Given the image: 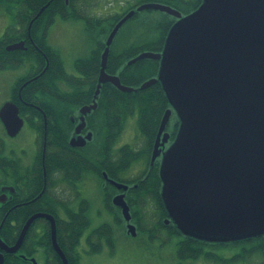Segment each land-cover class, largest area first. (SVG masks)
Here are the masks:
<instances>
[{"label": "water", "instance_id": "95a60500", "mask_svg": "<svg viewBox=\"0 0 264 264\" xmlns=\"http://www.w3.org/2000/svg\"><path fill=\"white\" fill-rule=\"evenodd\" d=\"M143 10L178 19L168 30L161 52H142L128 62H159L157 76L143 82L139 90L159 82L170 105L160 121L151 161L158 156L159 139L171 111L178 121L175 139L159 168L166 222H172L181 235L206 243L264 235V0H202L185 17L159 3L136 8ZM134 13L124 15L105 41L93 101L105 83L124 93L136 90L105 71L112 41ZM24 45L20 41L5 50H26ZM91 109L95 104L83 107L81 114ZM81 120L76 133L84 126ZM0 121L9 137L23 126L19 109L11 101L0 107ZM90 140L89 133L71 139L70 145L82 147ZM112 204L121 210L126 233L136 236L123 195L115 196ZM39 216L43 215L28 222ZM51 230L53 246L67 264L57 247L53 222Z\"/></svg>", "mask_w": 264, "mask_h": 264}, {"label": "flooded vegetation", "instance_id": "af4514ba", "mask_svg": "<svg viewBox=\"0 0 264 264\" xmlns=\"http://www.w3.org/2000/svg\"><path fill=\"white\" fill-rule=\"evenodd\" d=\"M169 2H171L169 7L178 11L181 17H185L196 9H191L196 4V0H169ZM166 15L168 17L165 23L170 24V28L178 19ZM82 16L83 21H80L83 22L81 28L84 33L86 21L95 24L98 15L84 13ZM149 23L141 21L132 28L146 30ZM83 37L85 38L84 34ZM29 42L31 43L30 40ZM83 44L85 45V43ZM68 49L70 50V45ZM40 54L45 61L44 66L36 70L38 75H42L48 68L46 54L42 51H40ZM91 70L93 69L88 68L87 71ZM82 88L84 86L70 84V102L51 103V114L53 116L49 120L41 106L19 99L23 110V114L20 112L23 119L22 128L26 125L33 129V152L28 153L29 151L23 148L22 145L20 147L13 146L11 149L6 150L0 141V264H64L52 243V222L55 226L57 247L64 255L67 264H71L70 257L74 259L75 256L70 254V225L75 227L77 224H81L83 215L87 214L90 207L89 197L85 196L83 191L81 192L79 189L81 177L84 174L89 175L95 189L100 191L97 196V200H100L99 208H106L107 200L112 203L115 196L123 195V200L129 207L130 223L134 224L135 227V218L138 215L137 201L154 200L152 196L139 195L141 193L145 194L140 189L153 188L160 196L159 168L162 156L173 143L178 130V122L174 114L171 115L160 136L158 156L154 161H151V155L157 133L153 138L147 157L134 161L132 158L126 157V152H136L130 146L125 151H122V148H117L114 151L113 146L108 150L106 148L107 135L112 129H115L111 124H122L121 106H117L114 118H111L109 111H107V102L101 98V88L97 99L94 101L90 100L89 96L81 93V91H78V95L75 94V89ZM92 97H94V94H92ZM94 104L95 109H91L85 116L81 114L83 107ZM25 108H29L27 112ZM61 108L65 109L64 116L60 113ZM30 110L41 114V118L31 116L32 111L30 112ZM55 113L56 115H54ZM81 118H83L84 126L79 133H76L77 128L82 123ZM107 121H110L111 124L106 127L104 125ZM32 124H35V126ZM56 124L58 126H55ZM37 126H39L40 131L36 129ZM89 133L91 134V140L86 142L84 146L72 147L70 145L71 139L85 137ZM61 138L64 141L66 139V146L59 148L57 141ZM96 138L99 139V148L98 151L94 149L92 151L89 144ZM113 152H115V156H113ZM96 153H98V156ZM135 154H138V152ZM63 155H67L65 157L68 161L66 168L59 167L52 162L55 157L64 158ZM136 157L138 158V155H135ZM110 161L117 164L112 165ZM124 161L127 162L125 166H123ZM78 162L80 164L85 163L86 167L83 165V169L77 170L74 164ZM139 162H144L143 165L146 168L143 169L144 172L141 175L135 172L137 170H134L135 163L138 164ZM112 182L122 184L126 186V189H117ZM70 189L73 193L74 191L76 193V196L71 197V199ZM150 194L153 195V193ZM80 195H83L82 198ZM159 196L158 199H160ZM119 212L121 214L120 209ZM38 215L43 216L35 217L28 222L32 217ZM47 217L51 218L52 221ZM167 219L169 218L166 214L162 220L165 226L171 224V222H166ZM105 224L107 225V223H101L96 228ZM157 231L156 228L147 229L144 232L145 238L151 240L148 238L151 235L152 241L159 240L162 244ZM84 232L85 230L77 245L78 247L80 242L83 241L82 248H84L85 244V248L82 249L85 255L82 254V256L87 259L99 256L100 253H89L90 245L87 238L92 232ZM170 232L175 231L171 228ZM172 237L179 238L176 234H173ZM93 239L98 241L95 237ZM90 242L94 243L92 240ZM75 252L77 253L76 250ZM77 257L80 258V255Z\"/></svg>", "mask_w": 264, "mask_h": 264}, {"label": "trees", "instance_id": "16d2710c", "mask_svg": "<svg viewBox=\"0 0 264 264\" xmlns=\"http://www.w3.org/2000/svg\"><path fill=\"white\" fill-rule=\"evenodd\" d=\"M200 1L201 0H196V4L191 9H197ZM79 2L80 0H0V6L3 7L5 12L14 14L12 10H16L13 26L6 28L3 35L0 37V71L16 69L28 61H33L35 63L32 71L23 78L18 79L15 87L12 88L10 100L18 106L22 114L23 110L20 100L41 106V108L45 110L46 117L49 120L50 117L53 116V114H51V107L54 102H70V84L84 86L82 89H75V94L78 95V91H81V93L87 94L90 100H93L94 97H92V94L95 92L100 69V55L105 48V41L116 23L130 10L142 4L159 3L168 6L171 5L169 0H135L133 4L124 7L123 11L120 13L110 14L109 16H98L95 24L86 21L84 26V39L87 42L88 54L86 58L77 59L74 62L76 74L72 76L65 71L59 52L53 49L48 43V32L56 22V19L69 22L73 20L83 21V16L78 14L75 10V4ZM42 9L43 11L36 17ZM146 11L151 12L152 10ZM143 12L144 11L135 12L134 16L122 25L117 32L109 49L105 70L109 75L118 76L121 84L133 87L136 90L131 93H124L117 90L109 83L101 85V98L105 99L107 102V111H109L111 118H114L117 106H121L122 124L114 125L111 124L110 121H107L104 125L107 127L111 124L113 128H115L107 135V150L111 149L110 147L114 145L124 123L129 117H136L137 131L146 140L147 149L139 154H133L130 157L132 159H135V155H138L136 159L147 157L146 155L149 153L148 151L151 148L160 120L164 112L170 108L159 82L144 90H139V86L143 82L157 76L159 62L145 59L128 65V62L132 58L142 52H161L169 30L170 24L165 23L167 22L168 16L164 13H158V16H160L157 19H151L146 30L132 28L135 26H131L130 28L131 22H141L144 20L145 17L141 16ZM28 31L31 36L30 41L32 45L29 42ZM117 37L118 41L123 40L125 43L124 45H120L119 51H114L113 47ZM20 41L25 42L26 50H15L11 52L5 50L7 45ZM83 46L85 47L84 44ZM40 51L44 52L48 59V68L42 75H38V71H36L44 66L45 61ZM88 65L92 66L93 70L89 72L87 70L85 71ZM27 80L32 81L22 89L21 98H19L17 96V90L19 86ZM28 109L29 108H25V111L27 112ZM61 110H65L64 108L60 109V113H65ZM30 115L36 116L39 119L41 118V114L34 110ZM54 115H56V113ZM20 116L22 115L20 114ZM32 125L35 126V124ZM55 126H58V124ZM36 129L39 130V126H37ZM57 143L59 144V148H62V146L65 147L66 139L64 141L61 138ZM90 144L91 150L94 149L98 151V138L93 139ZM96 155L98 156V153H96ZM63 156L64 158L55 157L52 162L59 167L66 168L68 166V161L65 158L67 155ZM126 163L127 162L124 161L123 166H125ZM77 164L78 163H75L74 166H76V169H79V171L83 169V165L86 167L85 163H81L79 166ZM140 190L145 194L141 193L139 195L152 196L154 199L152 200L154 203L151 204L153 206L149 205L156 210L161 219L159 226L168 231V235L176 234L181 238L178 241L176 240L177 242L175 243L174 250L178 260H191L195 262L197 259L202 258L216 264H246L249 259L259 258L260 263L258 264H264V235L237 242L213 244L183 236L171 224L165 226L162 223L166 212L160 200L161 198L158 199L159 194L155 192V189L145 187ZM150 193H153V195ZM143 201L144 200L137 201L140 209ZM117 211L119 210L117 209ZM146 212L148 211L145 209H143V211H138L137 223L135 222L138 233L144 236V232L147 229L151 230L150 228H143L140 226V223L145 221L144 214ZM121 221L124 222L122 218ZM89 224L90 220L87 212V214L83 215L81 224H77L75 227L70 225V254H74L75 256L74 259L70 257L71 264L77 263L78 257L76 256L77 253H75V250L79 243V238L82 236L83 231L88 228ZM171 228H173L175 232H170ZM91 232L92 233L87 238L88 244L90 245V254L101 252L103 247L101 239H104V241L106 240V244L112 245L113 234L110 226L105 224L102 227L93 229ZM94 237L98 240L96 244L90 242ZM166 244L167 242H162V245ZM227 246H233L232 249H235L227 258L221 254L216 255L212 249L206 250V247L219 248Z\"/></svg>", "mask_w": 264, "mask_h": 264}, {"label": "rangeland", "instance_id": "374dc122", "mask_svg": "<svg viewBox=\"0 0 264 264\" xmlns=\"http://www.w3.org/2000/svg\"><path fill=\"white\" fill-rule=\"evenodd\" d=\"M135 0H80V3L75 4V10L78 14L83 15L95 13L98 16H109L110 14L120 13L123 11L124 7L133 4ZM77 7V8H76ZM15 9L12 12L15 14ZM14 14H9L5 12L3 7L0 6V37L3 35L6 28L13 26L14 24ZM141 16L145 17L144 22L148 23L151 19H157L158 12L156 11H144ZM138 21L130 23V26H136ZM150 24V23H149ZM83 22L80 20H73L72 22L56 19V22L49 30L48 43L51 47L57 50L61 56L64 69L67 73L75 76L76 72L74 69V62L77 59H84L88 54L87 42L83 37ZM120 37V36H118ZM114 43V51H119L120 45H124L125 41H118ZM85 43V47L83 46ZM70 45V50L68 49ZM35 63L33 61L25 62L20 67L13 70H4L0 71V106L10 100L12 93V88L15 87L18 79L26 76L34 68ZM92 66H87L85 71ZM32 81V80H31ZM30 81V82H31ZM25 83V82H24ZM22 83L18 90L17 96L19 94L20 88L22 89ZM63 88V87H62ZM22 91V90H21ZM33 110H30V112ZM65 111V110H63ZM136 117H129L123 125V128L117 137V140L114 142V151L117 148H122V151L127 150L126 148L130 146L136 152H142L146 148V140L141 136L137 131ZM33 129L30 126H24L18 135L15 137H7L3 128L2 123L0 122V141L6 150L11 149L13 146H23L29 152H33ZM91 145V144H89ZM91 148V146H90ZM136 152L133 153L126 152V157H131ZM115 156V152H113ZM91 158V157H90ZM134 161L136 160L133 159ZM144 162L135 163L134 170L136 173L141 175L146 168L143 165ZM80 162H78L79 166ZM110 164L116 165L113 161H110ZM144 169V170H143ZM80 191L84 193L85 196L89 197V208H88V217L90 224L84 233H89L95 229L101 223H107L108 226L112 229V245L106 244V240H102L103 248L99 256L93 258H85L82 256L83 241L80 242L79 246L76 248L78 257L76 264H216L206 259L199 258L195 262L191 260H178L174 253L175 243L181 239L172 237L168 235L169 232L164 230L159 226L161 221L158 213L155 209L151 208V204L154 202L152 200H144L141 209L138 207V211L147 210L150 206L148 212L144 214L143 223H140V226L143 228H156L158 238L162 242H167L166 245L160 244L159 240L152 241V236H148L151 240L145 238L143 234H136L135 237H131L125 233V224L121 221L119 211L113 207L109 200L106 201V208H99L100 200H97V196L100 191L95 189L93 182L90 180L88 174H84L81 177V185L79 187ZM76 196V193L70 189V199L71 197ZM83 195H80L82 198ZM150 204V205H149ZM100 210V213H99ZM103 210V211H102ZM138 216V215H137ZM137 216L135 222L137 223ZM134 225V224H133ZM94 244H96L95 239H91ZM177 240V241H176ZM233 246L227 247H206V250L212 249L216 255H222L225 258L229 257L235 249H232ZM76 253V252H75ZM85 255V254H84ZM260 263L259 258H252L247 261L246 264H258ZM240 264V263H238Z\"/></svg>", "mask_w": 264, "mask_h": 264}]
</instances>
